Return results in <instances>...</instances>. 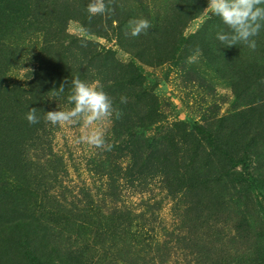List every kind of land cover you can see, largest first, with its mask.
I'll return each mask as SVG.
<instances>
[{
	"label": "rangeland",
	"instance_id": "1",
	"mask_svg": "<svg viewBox=\"0 0 264 264\" xmlns=\"http://www.w3.org/2000/svg\"><path fill=\"white\" fill-rule=\"evenodd\" d=\"M89 2L0 0V264H264V28L252 51L216 38L209 0H114L91 20ZM139 18L153 27L126 35ZM75 77L122 118L46 122ZM95 128L111 151L78 142ZM133 148L157 149L147 188ZM26 217L20 241L8 224Z\"/></svg>",
	"mask_w": 264,
	"mask_h": 264
},
{
	"label": "clouds",
	"instance_id": "2",
	"mask_svg": "<svg viewBox=\"0 0 264 264\" xmlns=\"http://www.w3.org/2000/svg\"><path fill=\"white\" fill-rule=\"evenodd\" d=\"M114 0H90L87 5L89 20L98 15H105L114 12ZM209 16H217L227 25L230 32H218L216 38L225 46L231 47L243 44L250 50L255 51L257 42L254 37L258 36L264 28V0H209L207 8L203 11ZM114 25L117 23L113 21ZM126 35L138 37L147 34L153 27L146 18L131 19L127 24ZM81 33H86L84 27L80 28ZM82 47H87V41L82 40ZM202 53L199 49L188 56L186 63L192 64L197 61ZM65 91L61 85L55 94L59 96ZM69 103L73 104L70 110L48 111L45 116L46 122L52 125H64L82 121L85 128L91 129L97 122L111 120L113 115L116 119H121L123 113L113 106V99L97 83H88L75 77L72 80V92L68 96ZM121 103H127V98L122 97ZM37 109L31 108L26 119L29 124L39 123ZM87 143L95 148L111 151L113 145L108 143L105 132L99 128L83 134L79 141Z\"/></svg>",
	"mask_w": 264,
	"mask_h": 264
},
{
	"label": "trees",
	"instance_id": "3",
	"mask_svg": "<svg viewBox=\"0 0 264 264\" xmlns=\"http://www.w3.org/2000/svg\"><path fill=\"white\" fill-rule=\"evenodd\" d=\"M192 10V7L189 5V10ZM190 10V11H191ZM189 11V12H190ZM201 9L194 12V14H187L185 16L186 19L192 20L194 19L199 13H200ZM184 18V19H185ZM185 25V21L180 19L179 20V24L177 25L176 29H179L180 26ZM146 91L145 90H141L140 94H145ZM146 95V94H145ZM131 110H133L134 108L131 107ZM154 151L149 152L148 148H143V151H139V149L133 148V151L138 155L139 160H141L142 162V166L139 169H136L134 172V175L136 176L135 181L138 182V185L142 186L143 184V188H147L148 187V183L146 182L147 179V169L150 170V172L153 174V167L156 165L153 163V157L151 156L155 151H157L156 148H153ZM136 151V152H135ZM143 154H142V153ZM148 154V155H147ZM144 157V158H142ZM49 216V214H46ZM40 223V219L39 218H30V217H26L24 219H19L15 222H12L8 225H10V227L12 226H16L17 230H20V238L19 240L21 241H26V239H32L34 236V233L36 232V229L38 228V224ZM38 231V230H37ZM19 241V242H20ZM24 242H20L18 243L19 245L23 244ZM63 257L59 256L58 254L54 253L51 255V261L54 263H58V261H63L62 260Z\"/></svg>",
	"mask_w": 264,
	"mask_h": 264
}]
</instances>
